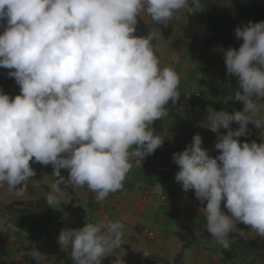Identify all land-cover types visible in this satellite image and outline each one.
I'll use <instances>...</instances> for the list:
<instances>
[{
    "label": "clouds",
    "instance_id": "1",
    "mask_svg": "<svg viewBox=\"0 0 264 264\" xmlns=\"http://www.w3.org/2000/svg\"><path fill=\"white\" fill-rule=\"evenodd\" d=\"M182 9L206 8L202 0H0V68L19 86L14 96L0 90V189L24 197L39 163L52 166V208L67 203L61 185L86 186L97 202L122 190L132 168L163 145L152 125L180 96L179 74L161 66L153 43L161 31L138 35L137 27L149 18L166 27ZM233 35L238 48L216 50L242 109H212L200 123L217 134L215 156L199 133L172 153L174 180L194 190L206 231L225 249L231 233L246 235L241 223L264 238V139H240L249 124L264 129V20L237 25ZM123 235L124 224L106 217L62 228L57 243L72 264H101ZM30 256L47 262L36 247Z\"/></svg>",
    "mask_w": 264,
    "mask_h": 264
},
{
    "label": "crops",
    "instance_id": "2",
    "mask_svg": "<svg viewBox=\"0 0 264 264\" xmlns=\"http://www.w3.org/2000/svg\"><path fill=\"white\" fill-rule=\"evenodd\" d=\"M187 12L186 9H182L169 22L171 24L173 22L180 23L181 26H184ZM142 20L150 28H158L150 18L147 19V22L144 19ZM242 23L244 22H240L237 25ZM173 35L174 27L170 38L165 39L162 36L161 40L156 41L154 45L157 46V51L165 48L167 52L179 57L182 52L181 49L175 48L173 44L171 45ZM206 36V34H203L198 39L187 40L188 43H197V47L195 48L192 45L191 49L199 54L200 57L203 56L202 54L205 51L204 41ZM237 41L239 40L234 39L232 31L231 45ZM217 47L220 46H214L207 51L216 50ZM218 53L222 54L219 51ZM221 70H226L225 65L221 66ZM4 72H8V70L0 68V74ZM0 89L10 96L19 93V86L15 81L10 86H0ZM191 96L193 98L192 94ZM194 100L204 104V109L201 118L193 125L192 131H190L188 110V104L191 101H184L182 98L183 106L180 109L176 106L172 108L175 116L173 119L171 116L169 117L170 123H168L170 126L164 120L155 121L152 125L156 132L165 136L163 145L155 150L158 156L153 154L148 156L143 161L141 168L134 166L128 174L122 190L110 193L104 201L97 202L95 199L96 194L86 186L74 188L71 185H61L62 191L66 193L65 200L67 203L62 202L61 205H53L55 209L50 207V220L47 231L50 235L51 244L46 247L39 246L41 239L37 238L38 233L37 231L35 232V229L33 231L36 235L32 238L30 229L22 230V228H19L17 234L22 233V235L18 239L9 228L5 231L8 235V243L6 252L0 255V264H36L32 258L26 256L30 255L35 247L47 255L46 264H72L71 259L70 261H66V259L60 261L57 258L58 251H64L65 258L70 253L68 249H60L57 243L59 231L66 226L76 228L80 221L83 224L88 222L96 223L106 217L112 220H120L124 224V235L122 246L113 249L111 254L103 257L101 264H144L147 256H158L162 259L167 256L169 260L175 259L176 254L181 251L183 242L179 239L171 241V237L170 239L166 238L165 229L166 232L170 233L169 236H175L174 230L165 225V223L162 225V222L157 221V212L159 210L163 212V221L164 215H168L170 211L175 212L176 218L173 220L177 219L176 224H178L177 228L179 230L181 227H190V230L194 232L195 229L198 230L201 226L206 225V221L202 210L199 209L202 206L200 202L195 203L189 195L190 190L185 193L180 184L174 180L178 166L172 161V153L181 151L187 144H190L194 133L201 135L202 146L208 149L211 155L215 156L218 151L214 149L217 134L206 127H201L200 123H206L204 119L207 112L212 110L211 108L214 110H219V108L215 104L209 106V104L205 103L200 93L197 99H192V101ZM257 103L261 112L264 113V100H259ZM242 107L243 105L239 104L238 110H241ZM231 127L235 129L238 125L233 123ZM248 127L251 131L248 135L241 137V141L251 142L255 140L259 143L260 140L264 139V129H256L252 124H249ZM220 131L225 132L226 130L220 129ZM32 167L35 168L37 174L28 182L27 192L24 197L16 198L14 194H8L6 188L0 189V225L5 226L9 222L6 220H12L15 217L13 214H8L5 210L7 206L19 202L26 207L28 202L46 198V194L51 191L54 180L51 176L52 166L32 163ZM61 173L67 176L66 169H61ZM144 217L148 218V221H145ZM15 222L18 223L17 221ZM188 222L189 225L187 224L186 226ZM11 225L14 226V224L9 226ZM237 226L244 229L246 235L241 236L238 232H233L230 236L243 239L256 236L250 229H247L246 225L241 223ZM162 227L165 229L163 228V230ZM150 233L153 235L152 238L149 236ZM8 248L9 251H7ZM202 248L206 254L198 257L200 264H228L221 259L217 241L205 242Z\"/></svg>",
    "mask_w": 264,
    "mask_h": 264
},
{
    "label": "trees",
    "instance_id": "3",
    "mask_svg": "<svg viewBox=\"0 0 264 264\" xmlns=\"http://www.w3.org/2000/svg\"><path fill=\"white\" fill-rule=\"evenodd\" d=\"M205 10L202 12L191 13L187 12L186 23L182 28V38L198 39L201 35L206 34L204 41V48L206 50L220 46L227 49L232 43V31L238 23L248 21H260L264 20V0H202ZM156 26L162 33L165 39H168L172 35L173 26L169 22L165 27L163 25ZM150 29L143 20L140 21L137 27L138 35H145ZM183 40H176L173 46L180 49V44ZM156 41L153 43L155 44ZM205 56V51L202 54ZM8 72L0 74V86H10L14 83V78H10L7 75ZM1 90V89H0ZM204 109V104H200L196 100L191 101L188 104L189 117H190V131L193 129V125L201 118ZM153 155H156V151ZM8 213H11L17 219V222L24 229H35L38 233L37 238L40 240L39 246L46 247L51 244L50 235L48 233V223L50 220V207L46 202V198H40L35 202H28L26 207L22 206V203L15 202L10 204L5 209ZM83 222H78L76 228L82 227ZM175 235L183 242L182 249L178 256L174 259L172 264H180L178 259H181L183 250L189 247L188 235L185 232L177 230ZM197 237L204 242L216 241L207 231L206 225L201 226L195 234H192V238ZM45 240V241H44ZM230 246L225 249L219 243V252L223 262L238 264L240 261L237 259L236 254L246 252L248 249L262 250L264 249V238L254 236L249 238H237L229 236ZM8 235L0 230V255L4 254L7 249ZM31 258L30 255H26ZM57 258L60 261L65 260V252L58 251ZM146 264H163L162 258L157 257L155 259L152 256L145 258ZM168 264H170L168 262Z\"/></svg>",
    "mask_w": 264,
    "mask_h": 264
},
{
    "label": "rangeland",
    "instance_id": "4",
    "mask_svg": "<svg viewBox=\"0 0 264 264\" xmlns=\"http://www.w3.org/2000/svg\"><path fill=\"white\" fill-rule=\"evenodd\" d=\"M172 25L174 27V35H173L171 45L176 40H183L182 43L180 44V49L182 52L179 55V57H177V55L171 54L167 52L165 48H162L157 51V55L160 58L162 67L170 66L179 74L180 85L178 88V92L180 93V96L175 104L169 101V104L166 106L168 115L162 117L160 120H164L169 125L170 123L169 117L171 116V118L173 119L175 116V113L172 112V108L176 106L178 109H180L181 106H183L184 104L182 101L183 96L186 94L194 95L195 92L200 93L202 95V100L205 103L209 104V106H212L215 104L216 106H218L219 110L226 109L229 112H232L233 110H238L239 104L241 105L242 103L239 101L233 100L234 93L238 87L237 80L235 77H232L229 80L225 76V71L221 70V66L225 65L223 55L219 54L218 51L216 50H213V51L211 50L209 52L206 49H204L206 51L205 56L200 57L199 54H197L191 49L192 45H194L196 48L197 43H193V42L188 43L187 40H184L182 38L183 26H181L180 23H176V22H173ZM234 39L236 38L234 37ZM188 40H191V39H188ZM241 42L242 41L239 40L236 43L232 44L231 46L238 48ZM160 120H157V121H160ZM8 214H11V213H8ZM162 215H163V212L159 210L156 215L157 221L162 222L161 223L162 225H164L165 223V225H167L169 228L174 230V233L177 232V230H179L177 228L178 224H176L177 219L173 220L174 218H176L175 212L170 211L168 215H164V221L162 220V217H163ZM145 217H144V220L148 221V218H145ZM6 221H9L5 224L6 227L3 225H0V229L5 232L7 231V229L10 228L13 234H15L16 237L19 239L22 233L17 234V230L21 228V225L15 222L17 221V219H15L14 217V219L6 220ZM10 224H14V226L11 225L13 226L11 227L9 226ZM187 224L189 225V222L186 223V226ZM164 227H162V229ZM22 230H28V229L22 228ZM180 231L185 232L188 235L187 240L189 241L190 245L188 249L185 248V250H183V254L180 255L181 259H178L177 262L179 261L180 264H200L198 257L201 256L202 254L203 255L206 254V252H204L202 248L205 242L201 241L195 236L194 238H192V234L193 233L195 234L197 229H195V231L192 232L190 230V227L189 228L181 227ZM30 232L32 233V238H33L36 235L35 233L36 230L35 232L33 230H30ZM164 234L166 235L167 239H170L171 237V241L179 239L177 235L169 236L170 233L166 232V229H165ZM175 249L174 251L176 252ZM182 249L184 248L181 246V250ZM7 251H9V248ZM178 253L176 254V257L178 256ZM68 256L70 257V253H68L67 258H65L66 261H70V258ZM153 257L157 259L158 256H153ZM236 257L237 259L239 258V260H242L238 264H264V249L258 250V251L254 249H248L246 252H242L241 254L237 253ZM164 260H167L169 262L171 261L170 264H172L174 261V259L169 260L167 256L164 258ZM163 264H166V263L163 262Z\"/></svg>",
    "mask_w": 264,
    "mask_h": 264
},
{
    "label": "built area",
    "instance_id": "5",
    "mask_svg": "<svg viewBox=\"0 0 264 264\" xmlns=\"http://www.w3.org/2000/svg\"><path fill=\"white\" fill-rule=\"evenodd\" d=\"M197 97H199V93L198 92H195V94L193 95V98H197ZM193 98H192L191 94H186L185 96H183L184 101H188V102H190ZM189 195L191 196L192 200L195 203H199V201L196 199V197L194 195V190H190L189 191ZM149 236L151 238L153 237V235L151 233L149 234Z\"/></svg>",
    "mask_w": 264,
    "mask_h": 264
},
{
    "label": "water",
    "instance_id": "6",
    "mask_svg": "<svg viewBox=\"0 0 264 264\" xmlns=\"http://www.w3.org/2000/svg\"><path fill=\"white\" fill-rule=\"evenodd\" d=\"M162 261H163L164 263L168 264V261H167V260L162 259ZM144 264H146V262H145Z\"/></svg>",
    "mask_w": 264,
    "mask_h": 264
}]
</instances>
